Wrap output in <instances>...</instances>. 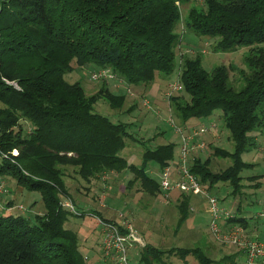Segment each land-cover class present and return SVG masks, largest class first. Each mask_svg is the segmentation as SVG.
Wrapping results in <instances>:
<instances>
[{"label": "trees", "instance_id": "16d2710c", "mask_svg": "<svg viewBox=\"0 0 264 264\" xmlns=\"http://www.w3.org/2000/svg\"><path fill=\"white\" fill-rule=\"evenodd\" d=\"M186 1H1L0 148L10 155L8 159L0 157V178L11 176L18 185L40 192L44 214L34 219L0 216V264H86L78 237L65 227L75 212L62 204V198H70L65 167H75L89 182L106 173L129 170L135 174L130 186L138 184L153 197L174 192L164 193L146 168L149 162H156L163 173L174 161L177 145L147 147L141 166L130 165L121 155L126 140L141 145L148 141L136 140L129 124L114 123L95 112L94 106L105 99L112 108H123L126 98L110 90L111 82L148 91L157 77L167 81L173 76L182 39L177 32L183 22L180 3ZM205 4L206 9H190L184 19L186 29L215 40L216 52L250 48L244 57L250 75L244 78V88L237 91L229 83L227 66L209 72L200 55H182L179 79L170 85L166 100L181 121L179 128L191 119L223 111L235 150L230 153L215 148L214 154L231 158L232 165L213 172L209 160L202 163L195 159L190 171L207 189L229 182L237 195L243 189L241 172L252 166L242 156L255 142L251 134L264 127V0H205ZM90 64L111 68L117 77L101 79L102 87L93 95H88L80 82L65 79L76 68ZM5 79L18 83L20 90L7 85ZM175 92L186 93L189 100L174 96ZM22 120L33 125L30 132ZM14 149L19 150L18 157L12 155ZM192 197L196 196L181 193L177 200L181 213L178 228L193 212ZM90 213L98 225L100 220L122 226L104 218L100 211ZM228 222L247 224L238 216ZM166 253L183 258L193 255L202 264L213 263L199 246L162 251L150 244L143 247L138 263L160 264Z\"/></svg>", "mask_w": 264, "mask_h": 264}, {"label": "rangeland", "instance_id": "374dc122", "mask_svg": "<svg viewBox=\"0 0 264 264\" xmlns=\"http://www.w3.org/2000/svg\"><path fill=\"white\" fill-rule=\"evenodd\" d=\"M180 8L183 22L177 27V32L182 39L177 48L176 68L173 76L167 81L157 77L154 85L148 91L129 87L126 83L113 85L114 82H111L109 83L110 90L114 94L126 98L123 108L114 109L105 99L99 100L94 106L95 112L108 117L114 123L129 124V132L136 140L148 141L147 144L141 145L139 142L134 143L129 139L126 140V147L121 155L128 160L130 165L141 166L145 148H154L168 143L177 145L175 159L170 165L174 167L178 162V156L180 157L178 146L181 145V135L176 132L173 126L179 125L181 121L173 113L170 103L166 100V94L171 91L170 85H174L179 79L182 55L187 58H195L200 55L204 68L209 72L217 66H227L230 69L229 83L237 91L244 88V78L250 75V69L246 66L244 58L250 48L241 47L235 52L227 53L216 52L214 51L215 40L199 37L186 29L184 19L188 12L192 8L206 9L205 0H187L185 3H180ZM99 70L98 65L90 64L83 68H76L72 73L67 74L65 79L69 83L80 82L86 93L93 95L102 87V82L91 79L92 73ZM10 83L11 81L6 80L7 85L11 86ZM14 83L18 85V83ZM129 88L133 92L128 91ZM178 95L189 100V96L184 92L174 93V96ZM133 107L134 109H131ZM21 123L27 132L33 129V125L29 121L22 120ZM186 125L190 128L200 129L203 127L208 130L206 134L202 135V140L207 148L203 153L190 155L187 163L189 169L194 163L193 158L200 159L202 163L209 160L208 166L213 172L223 171L232 165L231 158H222L214 154L215 148L230 153L235 150L231 133L225 125L222 110H215L207 118L191 119ZM214 126L215 128H213ZM251 135L255 137V142L243 154L242 159L252 166L241 172L243 187L241 192L235 195L234 187L229 182H220L212 189H208V193L218 199L220 209L230 211L239 218H245L247 224L244 228L249 236L264 242V217H260L264 209V127L258 128ZM15 151L19 155L18 149H14L11 152L12 155ZM5 153L10 155L9 152ZM64 171L70 198H62V204L70 203L74 206L75 211L65 227L78 237L80 252L85 258L86 264H120L118 260L111 261L104 257L102 228L97 224L96 217L90 213L94 210L100 211L103 217L109 221L122 223L123 227H126L124 226L126 224L132 226L145 245L150 244L162 251L175 247L184 249L199 246L213 261L212 264H246L244 255L238 252V249L217 240L213 235L211 231L213 217L209 211V200L205 196L194 197L195 205L192 206L191 216L181 228H178L177 224L181 217L180 210L176 208L177 200L181 196L179 191L153 197L142 191L138 184L130 186L135 179V174L129 170L114 174L106 173L90 182L82 179L75 167H65ZM146 171L160 184L162 170L158 163L149 162ZM177 176L178 172L174 170L171 178L175 179ZM3 181L7 191L0 193V216L15 215L16 212H19L16 209L8 210L9 206L12 208L15 204L18 210L27 217L34 219L37 214H44V204L40 192L30 191L18 185L11 176L3 177ZM229 224L233 223L228 222V219L219 221V231L226 232ZM235 225L238 226L240 223ZM142 251L143 247L139 243H135L128 252L129 262L139 264ZM161 260L160 264H202L193 255L183 258L178 254L166 253Z\"/></svg>", "mask_w": 264, "mask_h": 264}, {"label": "built area", "instance_id": "2783aa9c", "mask_svg": "<svg viewBox=\"0 0 264 264\" xmlns=\"http://www.w3.org/2000/svg\"><path fill=\"white\" fill-rule=\"evenodd\" d=\"M0 0V4H1ZM93 81H100L101 79H114L116 75L112 72L111 68H103L99 71H94L91 75ZM11 86L20 90L19 85L14 82L10 83ZM177 133L181 135V145L179 148L180 157L178 156V162L172 167L169 165L162 173V180L160 182L163 192L179 191L182 194L205 196L209 200L210 213L212 215L211 231L217 240L222 241L230 246L238 249V252L242 253L246 259V264H264V242L253 239L249 236L244 226L241 224L236 226L234 223L230 224L226 232L221 233L219 231V221H225V219L234 218L230 211H225L219 208V202L216 197L210 196L208 189L203 186L197 177L188 168V159L192 154H198L205 152L207 145L202 140V135L208 132L205 128H190L184 126L179 128L174 126ZM190 128V129H189ZM215 128V126L213 127ZM16 152V153H15ZM13 156L18 155L15 151ZM0 157L8 159L9 156L3 152L0 148ZM193 161L195 158L192 159ZM178 172V176L175 179L171 178L173 171ZM5 189L4 181L0 178V193H4ZM63 206L70 208L74 211V207L70 203H65ZM260 217H264V209L260 214ZM99 226L102 228V249L105 258L111 261H120V264H131L128 259L129 249L134 247L135 243H139L141 247H144V241L137 235L132 226L126 224L121 227L113 224L102 222L98 220ZM120 228L126 230L125 233Z\"/></svg>", "mask_w": 264, "mask_h": 264}, {"label": "crops", "instance_id": "0c3cea01", "mask_svg": "<svg viewBox=\"0 0 264 264\" xmlns=\"http://www.w3.org/2000/svg\"><path fill=\"white\" fill-rule=\"evenodd\" d=\"M187 126V125H186ZM114 174V172H112ZM100 178V177H99ZM92 183V182H91ZM93 184V183H92ZM197 197V196H196ZM194 197L191 198V202H190V206L191 209L193 208L192 206H194ZM12 209H16L19 212H16L15 215H24L20 210H18V207H16V204L13 205V207L11 208L10 206L8 207V210H12ZM25 216V215H24ZM230 225V224H229ZM136 232V231H135ZM137 233V232H136Z\"/></svg>", "mask_w": 264, "mask_h": 264}]
</instances>
